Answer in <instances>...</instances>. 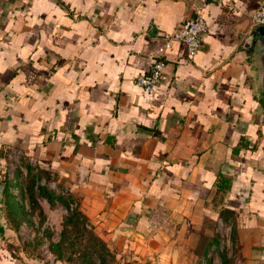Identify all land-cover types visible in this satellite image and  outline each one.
Here are the masks:
<instances>
[{
  "label": "crops",
  "instance_id": "0c3cea01",
  "mask_svg": "<svg viewBox=\"0 0 264 264\" xmlns=\"http://www.w3.org/2000/svg\"><path fill=\"white\" fill-rule=\"evenodd\" d=\"M263 1L0 0V181L11 146L154 263L204 258L225 226L264 264V110L241 46ZM196 8L195 54L173 40L148 93L134 78ZM0 264H21L3 238Z\"/></svg>",
  "mask_w": 264,
  "mask_h": 264
},
{
  "label": "rangeland",
  "instance_id": "374dc122",
  "mask_svg": "<svg viewBox=\"0 0 264 264\" xmlns=\"http://www.w3.org/2000/svg\"><path fill=\"white\" fill-rule=\"evenodd\" d=\"M3 179L6 187L2 210L7 223L3 243L19 263L85 264L87 259L83 251L89 243L86 231H91L99 235L114 254L112 264H159L152 262L147 253L140 256L132 248H123L111 232L97 227L80 209L79 197L71 187L38 168L34 159L14 154ZM75 211H78V219H83L79 231H71L68 235L75 243L71 247L65 244L58 248L56 244L66 236L64 229L70 227L67 219ZM226 230L225 226H218L209 255L197 258L192 264H242L230 253ZM61 248L62 255L58 256Z\"/></svg>",
  "mask_w": 264,
  "mask_h": 264
},
{
  "label": "built area",
  "instance_id": "2783aa9c",
  "mask_svg": "<svg viewBox=\"0 0 264 264\" xmlns=\"http://www.w3.org/2000/svg\"><path fill=\"white\" fill-rule=\"evenodd\" d=\"M252 25L253 27L257 25H264V1L260 3L253 12ZM206 30V20L202 15L201 9L196 8L194 15L187 18L172 35L165 38L163 44L155 50L154 57L150 62L148 70L144 73L138 74L134 78V81L148 93H155V87L160 82L163 70L166 66V60L164 57L165 49L171 45L173 40H179L185 43L187 52L190 55H193L200 45L202 36ZM5 152L6 156L10 158L14 154H20L21 150L7 146ZM81 176V171H79L77 178L78 181Z\"/></svg>",
  "mask_w": 264,
  "mask_h": 264
},
{
  "label": "water",
  "instance_id": "95a60500",
  "mask_svg": "<svg viewBox=\"0 0 264 264\" xmlns=\"http://www.w3.org/2000/svg\"><path fill=\"white\" fill-rule=\"evenodd\" d=\"M241 46L249 55L250 65L256 79V87L260 92L261 108L264 110V25L252 27L243 37ZM5 183L0 181V240L7 236V223L2 210ZM140 237V233L136 232Z\"/></svg>",
  "mask_w": 264,
  "mask_h": 264
},
{
  "label": "trees",
  "instance_id": "16d2710c",
  "mask_svg": "<svg viewBox=\"0 0 264 264\" xmlns=\"http://www.w3.org/2000/svg\"><path fill=\"white\" fill-rule=\"evenodd\" d=\"M67 223L68 225H70V227L64 229L63 234L64 236L66 234V236L61 238L56 244V247L58 248H60V246H64L65 244H67L68 247L74 245L75 242L69 240L68 235L71 231H79L80 226L83 224V219L79 220L78 211H75L69 216V218L67 219ZM86 232H89V237L87 238L89 243L84 246L86 250L83 251V256L87 259L85 264H112L114 260V254L110 251L106 242L94 232ZM62 250L63 248L58 249V256L62 255Z\"/></svg>",
  "mask_w": 264,
  "mask_h": 264
}]
</instances>
